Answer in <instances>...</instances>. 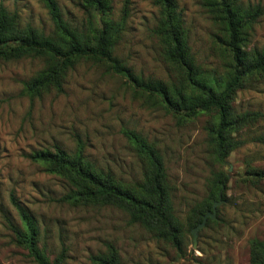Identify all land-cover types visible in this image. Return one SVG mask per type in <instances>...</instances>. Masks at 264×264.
Here are the masks:
<instances>
[{
	"label": "rangeland",
	"instance_id": "obj_1",
	"mask_svg": "<svg viewBox=\"0 0 264 264\" xmlns=\"http://www.w3.org/2000/svg\"><path fill=\"white\" fill-rule=\"evenodd\" d=\"M70 27L84 32L98 27L99 14L83 0H55ZM258 5L263 14L249 35L247 49L264 46V0H239ZM195 64L203 73L222 78L229 57L201 0H176ZM17 15L19 26L44 34L52 27L40 0H0ZM108 18L119 22L125 9L114 56L135 74L163 82L179 80L180 72L163 57L152 33L159 10L153 0H111ZM43 67L38 58L0 61V264H35L27 250L15 242L10 226L20 227L10 196L33 219L37 246L49 264H90V256L104 253L108 245L120 264H249L248 242H264V78L249 82L235 94V112H256L261 118L236 137L243 144L215 162L200 114L181 119L159 104L154 96L133 92L123 77L106 66L80 60L67 72L62 90L29 96L24 83ZM133 131L153 145L162 159L170 189L173 213L186 228L193 205L208 194L212 173L225 172L222 197L215 200L214 223L197 230L195 248L190 231H184L181 257L169 244L155 240L127 216L112 207L73 206L61 197L66 182L31 160L34 151L57 147L71 154L81 147L98 169L120 183L141 180L143 159L123 135ZM218 219V220H216Z\"/></svg>",
	"mask_w": 264,
	"mask_h": 264
},
{
	"label": "trees",
	"instance_id": "obj_2",
	"mask_svg": "<svg viewBox=\"0 0 264 264\" xmlns=\"http://www.w3.org/2000/svg\"><path fill=\"white\" fill-rule=\"evenodd\" d=\"M83 1L100 16L98 27L86 32L69 26L55 0H40L51 22L48 34L30 26L20 27L17 15L0 5V61L23 58L43 61L40 72L24 83L25 92L31 97L50 90L60 92L67 72L80 60L103 64L109 72L123 77L133 92L154 96L159 104L183 120L207 115L205 130L210 153L215 162L225 165L229 154L243 144L236 136L261 118L259 113H238L232 107L239 90L249 82L264 78V46L247 49L250 32L263 14L261 7L244 5L239 0H201L220 31L218 38L229 57L228 70L216 80L195 64L176 0H153L159 14L152 33L165 60L180 72L179 80L163 82L135 74L114 56V47L123 30L125 9L119 22H113L108 18L111 0ZM123 135L145 163L141 180L131 185L122 184L111 173L95 167L80 146L71 154L57 147L53 152L34 151L31 160L66 182L67 191L61 201L73 206L115 208L127 216L128 224L137 225L155 240L169 244L181 257L184 231L188 233L198 225L202 216L211 211L212 203L222 197L227 175L225 172L211 174L208 194L188 211L184 229L173 213L160 155L139 134L127 130ZM251 171L246 174L264 179V173ZM9 200L21 223V228L10 226L16 244L27 250L35 264H49L37 246L38 232L33 219L12 196ZM208 223H214L213 219L206 218L204 225ZM89 261L90 264H120L117 251L110 245L104 253L90 256ZM248 261L264 264L263 241L248 242Z\"/></svg>",
	"mask_w": 264,
	"mask_h": 264
},
{
	"label": "water",
	"instance_id": "obj_3",
	"mask_svg": "<svg viewBox=\"0 0 264 264\" xmlns=\"http://www.w3.org/2000/svg\"><path fill=\"white\" fill-rule=\"evenodd\" d=\"M218 204H219V202H213L212 206H211V211L206 212L202 216L201 222L190 230V234H191V237H192V247L193 248H195V237H196L197 230H199L200 228H202L204 226L206 218L214 219L215 206L218 205Z\"/></svg>",
	"mask_w": 264,
	"mask_h": 264
}]
</instances>
